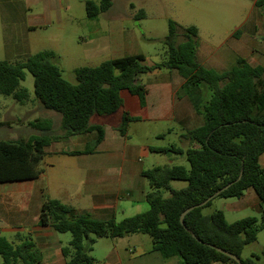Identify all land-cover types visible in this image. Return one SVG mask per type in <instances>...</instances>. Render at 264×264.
I'll return each instance as SVG.
<instances>
[{"label": "trees", "instance_id": "16d2710c", "mask_svg": "<svg viewBox=\"0 0 264 264\" xmlns=\"http://www.w3.org/2000/svg\"><path fill=\"white\" fill-rule=\"evenodd\" d=\"M258 0L254 2L256 5ZM88 19L106 11L110 0L96 5L85 1ZM141 10L135 18H143ZM175 24L168 21L164 38L166 59L146 66L142 54L128 55L100 62L93 67L74 70L76 84L65 81L52 64L54 54L42 51L22 62L0 60V94L11 96L19 103L28 100L25 89L19 87L27 70L33 77L36 99L45 109L61 115L62 134L51 137V121L37 119L30 126L40 131L27 139L0 140V183L36 179L42 170L40 161L44 149L53 141L70 136L94 133L93 148L102 140L100 125H90L93 115H110L122 105L120 91L127 90L141 100L146 90L140 75L155 69L174 70L183 79L176 97L185 96L194 110L204 117L202 126L185 132L183 138L196 147L152 148L156 152H174L185 156L189 168L181 165L155 166L141 172L150 191L145 195L148 210L116 222L92 219L76 214L68 205L46 198L40 206L37 224L49 226L56 233H70L71 239L60 252L64 264H96L90 256L96 239L122 238L132 234H147L151 250L162 259L178 258L180 264H237L210 246L221 248L239 258L241 264H264V247L242 259L246 245L256 241L264 228V169L259 156L264 152V66H252L242 57L228 70L218 72L205 68L196 59L197 30L187 27L184 40L178 42ZM130 118L124 114L118 132L124 136ZM3 122H0V127ZM85 149V153L92 152ZM79 152H70L76 155ZM241 173V177L236 181ZM171 181H185V188L173 190ZM226 189L220 191L227 184ZM251 188L262 205L259 220L244 217L228 223L220 210L203 214L192 209L180 223L181 213L188 207L214 198H238ZM161 190L170 195L164 198ZM213 198V199H214ZM0 257L3 264H38L41 254L29 239L18 244L0 236Z\"/></svg>", "mask_w": 264, "mask_h": 264}, {"label": "crops", "instance_id": "0c3cea01", "mask_svg": "<svg viewBox=\"0 0 264 264\" xmlns=\"http://www.w3.org/2000/svg\"><path fill=\"white\" fill-rule=\"evenodd\" d=\"M68 1L0 0V31L3 35H11L17 30H30L37 26L49 27L54 22L59 28L61 27L59 24L70 17L66 15L69 10ZM260 20L253 19L248 26V33H243L240 40L233 39L236 43L233 49L235 58L242 57L252 66H264L258 62V56L262 55L261 50L264 46L258 45L254 38L256 31L261 33V36L264 31L262 15ZM4 21L9 23H3ZM201 48L198 43L196 51L198 63L218 72L225 71L219 67L221 56L214 58V53L208 52V56L201 60L199 58ZM145 74L152 78L146 84L140 82L146 90L142 100L129 91L122 90L120 91L122 105L116 112L110 115H93L90 118L89 121L91 119L94 121L90 122V125H100L103 129V138L92 152L85 153L84 150L89 140L93 142L94 133L64 139L81 146L79 151L65 149L57 146V142H52L44 149V156L39 164L42 173L36 179L0 183V212L3 214L2 217L0 215V222L8 220L9 223L0 228L1 233H14L18 241L16 244L19 243L21 237L18 231L22 229L18 226L23 224L26 217L25 210L28 209L31 200L41 206L46 198L55 199L70 206L76 214L88 215L98 220L113 218L116 222L148 210L145 195L150 188L148 182L141 176V172L155 165L145 169V163L140 157L145 156L146 151L151 155L182 154L152 151V148L160 147L138 142L130 132L134 129H142V131L146 129L142 139L158 141L165 139L164 132L171 133L174 129L171 125L176 124L181 145L172 146L182 149L196 147L184 139L183 135L190 129L202 126L204 117L194 110L187 97H176V92L183 83V79L176 71L170 70L169 74L162 76L160 69H155ZM124 114L128 115L130 121L125 135L122 136L118 132V127ZM151 123L155 126L147 129L146 127ZM158 126L167 129L153 130ZM70 152L79 153L70 155ZM258 162L264 169V152L259 156ZM219 199L221 202L218 210L223 212L225 220L227 216L236 218L233 220L236 221L250 217L244 214L261 215L262 205L251 188L246 189L238 198ZM37 221L29 228L27 237L41 254V261L38 264H64L65 259L60 252L63 246L58 236L49 226H39ZM129 236L131 235L112 239V248L99 259H95L96 264L164 263L157 259L153 252L147 253L142 249L136 257H134L136 255L134 249L133 253L131 251L128 256L122 257L117 248L118 242L115 240L127 239ZM253 244L257 249L264 247V228L257 233ZM138 257L148 259L138 263L136 262ZM150 257H154V260Z\"/></svg>", "mask_w": 264, "mask_h": 264}, {"label": "rangeland", "instance_id": "374dc122", "mask_svg": "<svg viewBox=\"0 0 264 264\" xmlns=\"http://www.w3.org/2000/svg\"><path fill=\"white\" fill-rule=\"evenodd\" d=\"M85 1H91L96 5L100 2V0H69V10L66 15L70 17L63 20L59 28L54 22L49 27L37 26L30 30H17L11 35H3L0 31V60L10 63L22 62L39 52L51 51L54 54L51 62L59 69L61 77L71 84H76L74 76L76 68L97 66L104 60L142 54L143 64L146 66L163 62L166 59L164 38L168 33V21H172L175 24L178 42L184 40L183 34L187 27H195L197 42L202 47L199 51V58L204 60L208 52H212L214 58L217 56L222 58L221 62L219 61L221 63L219 67L228 70L235 64L233 49L236 43L234 40H240L245 32L247 34L251 21L256 18L260 20V15H262L264 25V0H258L256 5L254 4L256 0H110V7L100 12L95 19L87 18ZM139 10L143 12V18H135ZM3 23H9V21ZM254 38L258 45L264 46V31H262V36L256 31ZM261 51L262 55L258 56V62L264 65V49ZM169 71L165 68L160 69L162 76L169 74ZM151 78L152 76L147 74L139 77L142 84H146ZM19 87L25 89L28 94V100L24 103L17 102L11 96L0 94V122H3L0 127V140L14 141L40 135V131L30 126V123L37 119L51 121V130L48 132L51 137L62 134L61 115L41 106L34 95L33 77L27 70L24 71V78ZM90 122L94 121L91 119ZM153 126L155 125L151 123L146 128L151 129ZM171 127L174 128L171 133L165 131L164 129L167 128L164 126L153 129L165 131V139L158 141L143 140L142 134L146 129L144 131L134 129L130 133L138 142L148 143L154 147L180 146L178 126L172 124ZM60 140L62 139L53 142H57V146L65 149L77 151L81 149V146L70 140ZM92 148L93 143L89 140L86 149L91 150ZM146 152L145 156L140 157V160L145 163V169L152 167L151 165H181L186 169L189 168L184 155L169 153L151 155L148 151ZM186 185L185 181L170 182V188L173 190L185 188ZM161 195L166 198L170 192L161 190ZM220 202L219 198L212 199L210 205L202 209V213L210 214L220 209ZM25 211L24 222L18 226L22 229L18 231L22 240L28 239L29 228L37 221L40 205L31 200ZM0 215L2 217V212ZM247 215L258 220L260 218L255 214H244V216ZM234 219L236 218L227 216L226 221L231 223ZM7 224H9L8 220H1L0 228ZM55 235L58 236L62 246H66L71 239L68 232H55ZM0 236L5 237L14 245L18 242L14 233L0 232ZM115 241L118 242L117 248L122 257L123 255L128 256L131 251L133 253V249L136 254L134 257L139 254L140 249L147 253L148 251L153 252L150 250L151 239L147 234L139 233L127 239ZM112 245L113 240L108 237L96 239L89 254L92 258L99 259L112 248ZM257 250L253 243L246 245L241 258H249L250 254ZM153 253L157 259L164 262L163 264H180L178 258L164 260L157 252ZM139 258L136 261L138 263L148 259ZM150 258L154 260V257ZM260 263L262 264L263 260H260ZM0 264H3L1 257Z\"/></svg>", "mask_w": 264, "mask_h": 264}, {"label": "water", "instance_id": "95a60500", "mask_svg": "<svg viewBox=\"0 0 264 264\" xmlns=\"http://www.w3.org/2000/svg\"><path fill=\"white\" fill-rule=\"evenodd\" d=\"M241 177V173L239 174V176L237 177L236 181L239 180ZM232 183H229L227 184L225 187H223L220 191L226 189L227 187H229V185H231ZM220 191L216 192L214 195L210 196L209 198H207L204 202H202L201 204H197V205H193V206H190L188 208H186L180 215V223L183 224V218L184 216L189 212L191 211L192 209H195V208H198V207H201L203 206L206 202H208L209 200L213 199ZM211 248L215 249L217 252L219 253H222L223 255L229 257L230 259H232L233 261H235L237 264H241L240 263V260L238 257H236L235 255L221 249V248H218V247H215V246H210Z\"/></svg>", "mask_w": 264, "mask_h": 264}]
</instances>
